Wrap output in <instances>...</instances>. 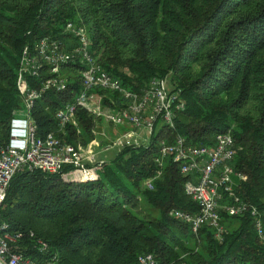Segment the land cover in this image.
Returning <instances> with one entry per match:
<instances>
[{"label":"trees","instance_id":"obj_1","mask_svg":"<svg viewBox=\"0 0 264 264\" xmlns=\"http://www.w3.org/2000/svg\"><path fill=\"white\" fill-rule=\"evenodd\" d=\"M68 21L87 26L92 52L125 87L140 90L168 77L186 108L175 128H157L151 143L118 147L102 165H91L95 180L69 164L56 173L18 172L0 207V226L23 233L19 250L39 264L54 256L57 264H139L146 252L158 264H264V242L249 212L221 210V238L209 225L195 233L173 216V209L196 213L199 204L185 191L190 176L179 163L158 161L161 139L182 135L213 145L217 133L230 132L237 146L232 165L242 174L233 176L234 190L264 222V0H0V150L24 107L23 49L43 37L64 38ZM65 69L67 89L47 90L34 108L38 132L87 144L102 118L78 107V131L71 124L60 130L55 116L82 89L79 66ZM47 75L26 73L23 85L39 87ZM96 91L106 104L122 106L118 93ZM37 239L49 250L41 251Z\"/></svg>","mask_w":264,"mask_h":264},{"label":"built area","instance_id":"obj_2","mask_svg":"<svg viewBox=\"0 0 264 264\" xmlns=\"http://www.w3.org/2000/svg\"><path fill=\"white\" fill-rule=\"evenodd\" d=\"M63 33L65 37L62 39L43 37L33 47L28 45L23 49L18 85L24 107L12 121L10 141L0 150V207L13 177L24 169L56 173L69 164L73 165L82 179L95 180L97 176L92 166L105 162V159L100 158L99 152L91 149L92 144L88 149L81 144L74 145L63 141L54 132H38L34 108L47 90L67 89L69 76L67 72H62L63 69L66 71V65L79 66L82 89L72 102L56 112L60 130H65L71 124L79 131L77 109L83 107L117 129L118 126L124 128L108 148L151 143L155 130L174 129L176 117L186 108L180 90H174L172 84V87H169L168 77H154L142 89L133 90L125 87L119 78L105 71L99 57L92 52L93 41L86 25L68 21ZM43 71L48 75L43 78L41 86L23 85L26 73L39 76ZM97 88L118 93L122 106L115 108L106 104V95L96 91ZM109 100L113 105L117 104L115 99ZM141 129L149 133V139L142 143L139 134ZM236 151L237 146L230 132L217 133L213 145L191 144L182 135H176L173 141L161 139V156L158 160L160 165L165 158H173L178 162L181 173L190 176L185 184V191L199 204V211L196 213L173 209L171 214L189 223L195 233L201 226L209 225L216 230V236L221 238L224 232L221 210L232 216L249 212L257 234L264 242L261 212L258 207L238 196L234 190L233 176L242 177L232 165ZM147 184L151 187V180H148ZM226 198H230L231 202H225ZM7 228V224L0 226V264H39L19 250L17 242L23 237V233L12 235ZM30 236H34V232L31 231ZM37 244L41 251L49 250L46 241L37 239ZM47 262L57 264V256ZM138 262L158 264L156 255L152 252L141 254Z\"/></svg>","mask_w":264,"mask_h":264},{"label":"rangeland","instance_id":"obj_3","mask_svg":"<svg viewBox=\"0 0 264 264\" xmlns=\"http://www.w3.org/2000/svg\"><path fill=\"white\" fill-rule=\"evenodd\" d=\"M85 25V24H84ZM62 72L65 74L66 71L63 69ZM169 87H172L171 83H169ZM159 127V125H158ZM80 131V128H79ZM122 133V129L120 128V126H118V129L116 126L107 123L103 120L98 121L97 124L92 128V137L91 139L87 142V144H83V143H79L82 146H84L85 148L89 147L91 148V144L93 145V147L91 149L95 150L96 152H100L99 156L102 159H105V161L107 159H109V157L112 155V153H110L107 157H104L105 153L103 154V150L102 147H104L107 144H111L113 140H115L118 136H120ZM139 134H140V143H142V141H145L147 139H149V133L147 130L145 129H141L139 130ZM149 141V140H148ZM96 142V143H95ZM118 149V147H116V149L114 148V151H116ZM150 211L149 207L146 208ZM153 213H156V211L151 210Z\"/></svg>","mask_w":264,"mask_h":264},{"label":"crops","instance_id":"obj_4","mask_svg":"<svg viewBox=\"0 0 264 264\" xmlns=\"http://www.w3.org/2000/svg\"><path fill=\"white\" fill-rule=\"evenodd\" d=\"M109 144L105 145L102 147L103 154L105 155L104 157H107L110 153H113L114 149L113 148H108ZM100 153V152H99Z\"/></svg>","mask_w":264,"mask_h":264}]
</instances>
